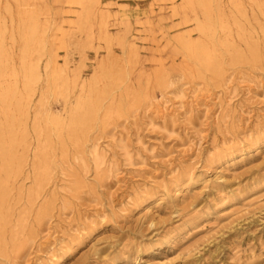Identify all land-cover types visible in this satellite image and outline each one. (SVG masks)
I'll use <instances>...</instances> for the list:
<instances>
[{"label":"rangeland","instance_id":"rangeland-1","mask_svg":"<svg viewBox=\"0 0 264 264\" xmlns=\"http://www.w3.org/2000/svg\"><path fill=\"white\" fill-rule=\"evenodd\" d=\"M99 1L88 20L78 8L69 22L67 0H0V135L13 148L9 172L0 157V264H264V6L213 3L217 74L180 44L206 40L200 8ZM28 12L47 26L42 56L24 49ZM52 49L59 72L48 88ZM32 59L42 80L29 92ZM228 80L235 97L218 104ZM9 87L8 116L1 90ZM163 100L167 108L157 110ZM85 101L92 111L79 137L47 124L49 115L69 123ZM100 137L120 166L117 178L84 168ZM149 203L154 224L138 216Z\"/></svg>","mask_w":264,"mask_h":264},{"label":"bare ground","instance_id":"bare-ground-1","mask_svg":"<svg viewBox=\"0 0 264 264\" xmlns=\"http://www.w3.org/2000/svg\"><path fill=\"white\" fill-rule=\"evenodd\" d=\"M217 0H185V2L195 8H200L203 12L204 19H198V28L200 32L206 37V40H200L197 42H193L191 40H180V44L182 46V49L186 52V54L195 59L199 64L205 65V67H208L212 69L217 74H220V61L218 56L215 54V47L218 43V39L216 37L217 33V26L219 25V19L217 15L213 12V3H215ZM255 3H257L258 6L262 7L264 6V0H253ZM68 4L70 5V8L68 10V21L72 19V15L77 13L78 8H82V11L84 14H82L83 19L88 20L91 15V9L92 5L95 7L100 6V8L103 6V4L99 0H67ZM91 7V8H90ZM106 16V14H105ZM104 16V19H105ZM81 17V16H80ZM107 17V16H106ZM105 21V20H104ZM22 22L24 23V28L22 29L21 36L22 41L24 43V49L28 54H32L33 52H37L39 55L42 56L43 52L47 49V26L43 25L38 17L37 12H28L25 13V15L22 17ZM70 22V21H69ZM43 30V31H41ZM107 31V30H106ZM106 33V32H105ZM104 38L106 40H110V36L106 33L104 34ZM228 42H223L222 45H226ZM230 47V45H226ZM237 53V50L234 49V55ZM239 56V54H236ZM240 57V56H239ZM254 59H257L255 55H253ZM28 70L25 75V86L26 90L31 92L35 89V86L40 83L42 80V67L40 64V60L37 61V59H32L28 62ZM0 80L6 73V64H5V49L3 47V39L0 33ZM45 72L47 74V82H48V88L54 87L56 85V74L59 72L57 67V52L55 49L50 50L49 58L47 60V63L45 65ZM15 89L13 87H9L6 89L1 90V97L3 101V105L6 109V114L9 116L10 112L8 111L10 99L12 96V93H14ZM223 95H220L216 103L218 104H225L230 102L234 99V90H233V82L227 81L224 89L221 90ZM199 95L195 93L193 96L194 98H198ZM167 101H159L156 104L157 110H163L166 109ZM94 105V104H93ZM88 102H83L82 106L79 108H75L72 110L70 114L69 123L63 122L61 118H56L53 116H48L47 118V124L50 126H53L55 131L60 130L64 125H66L68 132L70 134V137H79L83 131V127L86 126L88 116L91 113V109H88ZM82 109L85 111L83 113ZM87 111V112H86ZM13 125V123H12ZM11 125V126H12ZM40 126V122H38L37 127ZM12 129V128H11ZM9 130L8 136L14 140V132L13 130ZM44 127L41 128V130L44 131ZM53 130V129H52ZM59 132V131H58ZM4 134H1V148H0V157L2 160V168L6 172H9L11 166H12V159H13V148L12 145L8 146L6 145V142L4 141ZM101 138L96 139V141L93 144V147L91 150L88 151V154L82 158L84 163V168L86 172H88L87 169H90V165L92 164V167H94L98 171H106V177L107 178H117L120 171L119 164L114 160L111 159V150L112 148L107 145L106 147L102 146ZM122 142V139H121ZM112 143L117 145L118 140L115 136L112 138ZM123 149H126L125 145H122ZM261 146L257 147V153L260 152ZM126 156L129 157V153L126 151ZM243 158V157H242ZM201 181V180H200ZM209 179H203L202 182L206 183ZM195 181L193 180V183ZM3 190V188H0V191ZM254 198H251L249 200L244 199L245 203L240 206L233 207L232 209H224L220 211L218 214V218H226L228 216H231L239 207H243L244 205L248 204L249 202H252ZM142 204L143 202H146V199L143 198L141 200ZM147 203V202H146ZM249 205H247L248 207ZM246 207V206H245ZM153 204L149 203L146 206L142 207V210L139 211L138 216H142L145 219L151 218L153 214ZM152 224H154V218H151ZM206 226V225H205ZM203 227L199 228L198 230L194 231L197 232L201 230ZM101 237H96L95 241L92 243L94 249H97L96 243L99 242Z\"/></svg>","mask_w":264,"mask_h":264}]
</instances>
